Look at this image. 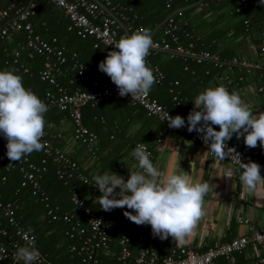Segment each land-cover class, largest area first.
I'll list each match as a JSON object with an SVG mask.
<instances>
[{
  "label": "trees",
  "instance_id": "16d2710c",
  "mask_svg": "<svg viewBox=\"0 0 264 264\" xmlns=\"http://www.w3.org/2000/svg\"><path fill=\"white\" fill-rule=\"evenodd\" d=\"M32 12L28 18L35 33L55 48L62 49L65 62L59 65L60 71L54 74L55 82L68 92L81 87L88 78L111 80L99 70V62L104 60L108 51L100 44L94 47L95 39L90 36H80L76 30H67V18L62 10L52 2L31 0ZM101 2L103 0H100ZM107 7L126 25L129 33L143 27L151 30L172 11L183 8L197 0H110ZM105 3V2H104ZM30 0H21L19 5H28ZM117 5V7H115ZM7 8V3L0 0V10ZM199 11L193 13L195 9ZM40 12V13H39ZM12 13V11H11ZM193 13V14H192ZM38 14L41 16L38 17ZM192 14V15H191ZM37 19V21H35ZM175 24L173 35H164L168 24ZM264 31V6L258 0L255 4L243 6L241 0H203L200 4L175 13L154 34L153 41H164L174 51L177 45L189 50V54L172 53L167 50H157L147 56V63L153 71L155 68L163 74L150 91V95L171 111L182 108L184 100L190 96L189 90L183 86L189 79L193 84H204L213 81L220 85L219 77L228 68L236 72V77L243 75L239 64L230 63L232 58L241 61L236 42L244 35L258 36ZM119 38L124 36L121 27L118 28ZM52 39H55L54 42ZM18 53L16 56L15 53ZM201 52L216 54L220 62L210 58L197 61L194 56ZM45 57L31 50L26 45V33L13 31L10 36L0 42V70H15L21 77L26 88L31 89L41 100L47 90L56 92V86L40 78ZM74 63L90 66V70L79 75L73 68ZM241 67V66H240ZM240 70V71H239ZM154 75L155 71H154ZM157 79V76H156ZM177 82V83H175ZM233 79L230 83H235ZM198 88L192 93H197ZM192 96V95H191ZM124 112V113H123ZM184 112V109H183ZM123 113V114H122ZM130 121L139 117L143 119L146 129L166 125L155 116H149L139 104H133L127 98L110 97L97 105L89 104L81 108V125L93 131L97 137L96 148L87 150L86 146L74 137V127L68 112L56 106L48 107L44 114L45 127L43 138L48 140L52 149L61 150L67 158L75 162L77 168L69 170V174L59 176L60 164L52 155L42 151H34L18 162L9 161L6 145L0 141V195L3 204L10 203L14 207V219L20 226L28 230L35 238V247L49 262L56 264H133L139 245L138 234L142 225H137L127 219L124 209L116 208L109 212L108 241L93 251V258L87 259V251L80 250L83 241L90 230L86 217L72 201L73 193L82 198L85 205L97 210L96 193L89 185L81 182L77 175L82 173L93 181L96 174L105 172L117 173L123 166L125 158H135L132 152L138 143H144L151 151L153 137L148 132L139 131L132 136L126 134V125L121 123L120 116ZM68 124V139L72 141L69 148L63 145L64 138H57V129ZM130 125V123H129ZM132 125V124H131ZM61 140V141H60ZM28 164H33L39 183V190L33 194V186L24 176L29 171ZM46 198V199H44ZM71 215V221L66 222L62 215ZM78 222L84 233L78 232V227L71 229ZM0 242L17 241L24 244L16 235V227L8 223L0 210ZM127 238L124 245L130 254L124 260L119 259L123 248L121 239ZM262 250L264 264V244L258 245ZM74 247L72 250L71 248ZM171 251L167 252L170 253ZM166 253V252H165ZM166 253V254H167ZM232 264L239 262L242 253L234 254ZM220 264H231L221 257ZM0 264H10V259L0 260Z\"/></svg>",
  "mask_w": 264,
  "mask_h": 264
},
{
  "label": "clouds",
  "instance_id": "9594fccd",
  "mask_svg": "<svg viewBox=\"0 0 264 264\" xmlns=\"http://www.w3.org/2000/svg\"><path fill=\"white\" fill-rule=\"evenodd\" d=\"M258 2L264 6V0ZM152 46L151 31L141 27L112 44V49L99 62V70L110 77L120 96L142 98L157 83L146 60ZM193 102L194 108L187 116V130L201 134L217 162L230 160L238 166L241 184L247 192H255L258 185H264L261 165L250 159L243 161L236 148L228 147L227 142L235 134L237 139L242 137L249 148L257 147L258 142L264 147V113H254L239 93L229 92L222 84L205 88ZM47 111L48 106L24 86L15 70H0V134L7 140L6 154L10 163L44 149L41 141ZM165 120L173 129L186 124L179 114L167 113ZM132 156L139 170L129 171L126 180L113 171L94 175L91 185L99 190L98 205L106 212L124 209L123 215L131 222L150 225L153 236L162 240L170 236L179 245L187 244V238L204 215V197L210 191L209 183L194 180L182 168L171 172L158 169L144 143L136 145ZM233 175L234 169L228 167L223 177L233 178ZM3 259L6 252L0 248V260ZM13 259L16 264H39L35 238H25Z\"/></svg>",
  "mask_w": 264,
  "mask_h": 264
},
{
  "label": "built area",
  "instance_id": "2783aa9c",
  "mask_svg": "<svg viewBox=\"0 0 264 264\" xmlns=\"http://www.w3.org/2000/svg\"><path fill=\"white\" fill-rule=\"evenodd\" d=\"M7 3V8L0 10V42L10 36L13 31H24L26 33V45L34 52L41 54L45 57L44 65L40 71V78L47 80L50 84L56 86V92L47 90L44 94L43 102L48 106H56L62 111L68 112L74 127V137L79 139L89 151H93L96 148L97 137L95 133L89 130L87 127L81 125V108L87 104L94 106L102 101L109 99L110 97H122L119 95L117 86L108 79L100 78H88L81 87L73 89L71 92L66 91L62 87L58 86L55 82L54 74L60 71L59 65L65 62V56L62 49L55 48L51 43L42 39L39 34L35 33L31 22L28 20L31 12L32 5H19L21 0H1ZM52 2L55 6L62 10L63 16L67 18V30H76L80 36H90L95 39L94 47H98L102 44L105 47V51L112 49V44L118 41L119 34L118 28L120 27L114 19H112L96 2L92 0H45ZM105 2V3H104ZM110 0H103L102 3L107 6L110 4ZM243 6L255 4V0H241ZM117 7V5L115 6ZM12 11V13H11ZM181 14V11L177 12ZM176 28L175 24H168L164 29V35H170L175 41L176 36L173 35V30ZM55 39H52L54 42ZM157 50H167L172 53H180L187 55L189 50L181 45H177L174 51L170 50L169 44L162 41H153V46L150 49V53ZM17 56L18 53L16 52ZM194 58L197 61L201 59H212L217 63L220 62V58L217 55H211L208 52H201L195 55ZM147 60V57H146ZM230 63L239 64L243 67H250V64L245 61H239L237 58H232ZM73 68L77 70L79 75H83L84 72L90 70V66H86L82 63H74ZM157 76V81L163 78V74L154 69ZM177 83V82H175ZM127 98L133 104H139L149 116H155L160 121L164 122L167 127L168 122L165 120L167 113L171 116L177 114L181 115L185 119V126L176 129L180 133L189 135L192 140L202 145L207 153L213 157V154L208 150V146L201 139V134L195 131L189 132L187 130V116L183 112L182 108H177L176 111H171L163 104L159 103L155 98L148 95L135 99L130 95L123 96ZM170 128V127H169ZM173 129V128H171ZM0 141L3 144H7L6 138L0 134ZM42 143L45 144L43 152L46 155H52L54 160L60 164V169L57 171L59 176L69 174V170L77 168L75 162L71 161L66 155L59 149H52L48 140L42 137ZM140 144V143H138ZM228 147H235L241 154V159L247 162L249 159L255 161L261 165V174L264 175V147H262L259 154H250L247 149L239 147L238 145L227 142ZM146 150L151 151L146 147ZM152 156V154H151ZM214 158V157H213ZM227 161L231 166L238 168L232 164L230 160ZM29 171H26L24 176L31 182L33 186V194L39 190V183L34 171L38 169L33 164H28ZM78 179L84 184L88 183L96 193H99L98 188L91 185L93 183L87 176L82 173H78ZM117 191H119L117 189ZM46 199V198H44ZM72 201L75 205L80 206L81 211L86 217V223L89 227V234L83 241V245L80 250L87 251V259L93 258V251L106 245L108 241V223L107 216L109 212H106L98 207L97 210H93L85 205L82 198L73 193ZM0 210H2V216L5 217L8 223L13 224L16 227V235L22 242H25V238H31L33 235L28 230L24 229L14 219V207L10 203L3 204L0 195ZM62 219L66 222L71 221V215L64 213ZM99 225V227H97ZM79 228V233H84V228L79 227V223L75 222L72 226V230ZM0 233L5 234V231L0 229ZM155 236L152 234L151 226L148 224L142 225V230L138 234L139 245L137 247V254L133 261V264H219L218 259L223 257L231 264L234 261V254L243 253L246 247L252 243L254 245L264 244V227H260L253 230L250 235H242L231 238L226 242H214L207 246L203 251H197L191 247H181L177 252H170L163 255L157 254V246L154 240ZM128 242L127 238L121 239L120 243L123 248L121 250L119 259L124 260L129 256V250L124 247ZM18 246L17 241H9L7 243L0 242V248L6 252V257L10 259V264H16L13 259ZM72 250L74 247L71 248ZM39 252V251H38ZM262 261V258L260 259ZM39 264H56L49 262L39 252Z\"/></svg>",
  "mask_w": 264,
  "mask_h": 264
},
{
  "label": "crops",
  "instance_id": "0c3cea01",
  "mask_svg": "<svg viewBox=\"0 0 264 264\" xmlns=\"http://www.w3.org/2000/svg\"><path fill=\"white\" fill-rule=\"evenodd\" d=\"M31 2L30 0V4L33 6ZM199 10L200 8H197L193 13ZM39 16L41 15L38 14ZM236 42L240 59L247 61L250 67L238 66L243 68V75L238 77H236V72H232L228 68L219 77L220 84L226 86L229 92L239 93L242 100L251 107L254 113H264V31L258 36L244 35L239 37ZM233 79L236 82L230 83ZM192 80L187 79L183 84L185 90L190 92V97L184 100L183 109L186 116L194 108L193 100L200 92L209 86L219 85L213 81L197 85L193 84ZM197 88V93H192ZM122 114L120 119L121 123L126 125L125 135L129 133L132 136L139 131L143 133L145 131L153 137L154 143L150 159L158 169L171 172L176 168H182L194 180L208 182L210 185V191L204 197V215L187 238L188 243L179 245L170 236L163 240L155 236L158 255L166 254L169 251L177 252L181 247H191L197 251H203L214 242H226L234 237L250 235L253 230L264 227V185H258L255 192L249 193L239 180L241 170L231 166L227 161L217 162L202 145L192 140L189 135L180 133L166 125L146 129L143 119L140 120L138 117L134 121L135 117H131V120L128 121ZM213 127L218 130V126L214 125ZM67 129L68 124H63L57 129L56 134L57 138H64L63 141L65 140L66 144L63 146L65 148H69L72 143L67 137L69 135ZM229 142L247 149L250 154H259L262 149L259 142L255 148L247 147L243 138L237 139L235 134ZM228 167L234 169L233 178L223 177L224 171ZM134 170H139L138 162L128 157L124 159L123 166L117 174L126 180L129 171ZM262 254L263 250L259 246L250 243L242 253L239 262L260 264Z\"/></svg>",
  "mask_w": 264,
  "mask_h": 264
},
{
  "label": "water",
  "instance_id": "95a60500",
  "mask_svg": "<svg viewBox=\"0 0 264 264\" xmlns=\"http://www.w3.org/2000/svg\"><path fill=\"white\" fill-rule=\"evenodd\" d=\"M96 2L114 21L122 28L124 35H131L126 27V25L117 17V15L110 10L107 6H105L100 0H92ZM203 0H197L183 8L176 9L172 11L170 14H168L162 21L157 23L150 31H151V38H153L154 34L165 24V22L170 19L172 15L177 13L178 11L186 10L189 8H192L198 4H200Z\"/></svg>",
  "mask_w": 264,
  "mask_h": 264
}]
</instances>
